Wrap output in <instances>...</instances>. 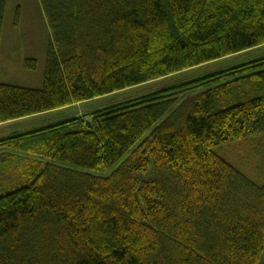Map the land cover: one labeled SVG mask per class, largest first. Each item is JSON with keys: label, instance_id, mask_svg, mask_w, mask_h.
I'll use <instances>...</instances> for the list:
<instances>
[{"label": "trees", "instance_id": "trees-1", "mask_svg": "<svg viewBox=\"0 0 264 264\" xmlns=\"http://www.w3.org/2000/svg\"><path fill=\"white\" fill-rule=\"evenodd\" d=\"M39 1L43 85L0 80V123L25 119L0 134V264H255L264 181L216 149L252 138L264 169V55L38 120L263 46L264 0Z\"/></svg>", "mask_w": 264, "mask_h": 264}, {"label": "rangeland", "instance_id": "rangeland-1", "mask_svg": "<svg viewBox=\"0 0 264 264\" xmlns=\"http://www.w3.org/2000/svg\"><path fill=\"white\" fill-rule=\"evenodd\" d=\"M2 45L0 51V80L30 88H41L45 70V43L50 40L51 32L45 18L39 0H6L3 19ZM264 55V45L239 55H233L222 60L207 63L201 67L179 73L168 78H160L148 84L131 88L107 98L94 99L78 106L67 107L64 110H52L45 119H40V124H50L58 120H64L76 114H86V111L94 110L101 106L109 105L123 96L140 94L143 91L152 90L160 86H166L184 78L195 77L208 71L225 69L237 64L247 62ZM27 58H35V69L24 66ZM25 119L0 123V134H6L11 130L20 128L16 124ZM14 123V124H12ZM29 125L30 121L26 122ZM5 125V126H4ZM253 139L244 142H233L221 148L217 152L231 165L242 170L256 182L264 181V169H259V151L252 148ZM256 176V177H255ZM255 264H264V253Z\"/></svg>", "mask_w": 264, "mask_h": 264}, {"label": "crops", "instance_id": "crops-1", "mask_svg": "<svg viewBox=\"0 0 264 264\" xmlns=\"http://www.w3.org/2000/svg\"><path fill=\"white\" fill-rule=\"evenodd\" d=\"M17 121V120H16Z\"/></svg>", "mask_w": 264, "mask_h": 264}]
</instances>
